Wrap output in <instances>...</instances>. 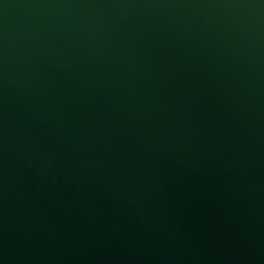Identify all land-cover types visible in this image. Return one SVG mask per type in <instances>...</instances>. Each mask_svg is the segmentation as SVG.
I'll use <instances>...</instances> for the list:
<instances>
[{
  "label": "water",
  "instance_id": "water-1",
  "mask_svg": "<svg viewBox=\"0 0 264 264\" xmlns=\"http://www.w3.org/2000/svg\"><path fill=\"white\" fill-rule=\"evenodd\" d=\"M0 264H264V0H0Z\"/></svg>",
  "mask_w": 264,
  "mask_h": 264
}]
</instances>
